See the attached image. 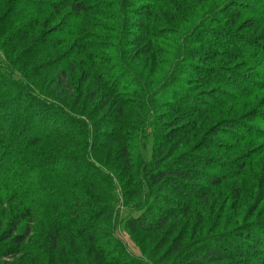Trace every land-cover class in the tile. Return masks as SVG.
Instances as JSON below:
<instances>
[{
	"label": "trees",
	"instance_id": "16d2710c",
	"mask_svg": "<svg viewBox=\"0 0 264 264\" xmlns=\"http://www.w3.org/2000/svg\"><path fill=\"white\" fill-rule=\"evenodd\" d=\"M96 1L98 0L94 2L92 0H8L7 2L8 13L17 5L31 10L30 18L32 23L28 26V29L26 27L23 32H19V35L13 38L17 44L24 43V45H29L34 42L33 36L29 34V30L32 28H37L39 33L41 31L42 37L43 30L40 29L42 21L50 24L51 21L60 18L62 15H64L63 18H67L55 21V24H53L64 28L62 31L57 27V31L55 27L50 30L53 36L56 34L57 38H62L61 41L57 39V43L54 41L55 44L54 42L46 44L44 40L35 36L36 42L34 43L37 46L42 45L41 51L45 52L47 48L54 50L59 44L71 41L70 52L63 60L64 65L60 67L53 65L56 70L57 84L59 86H67V88L71 87L68 74L71 76L76 74L77 65L80 64L83 73V84L88 82L90 90H93L91 101L100 96V110L107 108L114 111L111 126L115 130L109 135H104V143L93 149L89 145L88 140L90 136L89 127L83 120L81 122L76 117H72L68 111L65 112L63 110L62 106H59V108L46 104L40 97H37L40 102L38 100L35 102L40 104V111L44 112V116L42 112L32 111L31 106L33 105L30 103L32 101L30 96L33 94L26 87L24 88L27 91H24V88L11 86L14 87L10 92L12 93L11 98H14L16 102L19 101V106L16 110H18L20 117L17 119L18 122L11 120L15 124L14 131L12 130V133L6 131L10 125L9 115L14 114V109L12 110V105L6 104V100L1 101L0 109H3V113L0 116V133L4 134L5 137L0 139V142H2V144L0 143V207L4 203L2 197L8 195L16 203L19 210L15 212L12 223L8 224L9 229L3 234L2 239L5 242L1 243H10L3 246L2 250L0 248V259L13 258V256L20 255L19 246L23 245L29 238V229L26 228L25 230V227H22L24 233L20 234L18 230L21 228L22 223L29 227L34 222L36 215L39 214L38 212L49 215L50 219L53 218L57 222L62 221L53 223L49 220L47 222L50 229L47 239L53 246L59 243L61 234L64 241L70 238H82L85 243L94 242L95 235L92 230H96L100 225L96 221L98 219L109 221L113 214L117 215L118 213V211H115V207L100 205V202L105 200V198L103 199L94 190L103 189V184H105V189H107L114 181L118 183L121 191H123L125 186L128 189V193H122L125 199L124 206L133 208V212H137V215H130L126 220L128 232L133 235H150L153 237L152 240L160 237L162 244L158 248L161 249L166 245L168 246V257L165 264H248L249 260H256L257 264H264V220L257 222L247 221L238 225L236 229L226 230L207 236L204 239H199L194 243V248L185 260L180 259L181 251L179 246L168 243L176 231L180 218L185 217L191 210L196 209V205L194 206L195 202H200L199 206L204 208L210 203L212 190L223 189V184L227 182H237L235 178L242 176V174H247L249 169L251 170L258 166L260 161L257 158L261 157L260 159L262 160L264 156L261 150L256 153L253 152L254 155L256 154L255 160L243 157L245 154L236 158L233 170L224 163L225 160H220L216 154L215 156H210V154L211 152L219 151L223 154L221 158L233 159L232 157H234L236 152H238L237 154L242 153L239 148L248 144L246 142L262 141L264 139V130H262L264 129V122L262 123L263 126L259 123L262 131L256 130L254 126L250 127L247 125L254 121V117L262 116L257 111L251 110L244 115L242 121L235 123L227 120L219 123L220 121H217L213 113L214 110L221 108L219 102L211 105V109L200 103L197 106L201 111H198L195 108L197 106H193L188 101L189 98L184 95V92L179 91L180 89L178 91L175 90L176 93H173L177 98L171 99V104L177 105V112L186 115L187 120L185 123L177 124L176 127H171L170 130L164 133L161 132L158 138L154 136L158 142L154 143L149 162H143L140 165L134 164L123 142V128L128 127V131L143 132L146 127V118L149 111L152 110L149 96L151 97L152 95L153 97V91L148 90L146 87L141 88L139 83L132 84L130 79H125L121 71L124 68L120 62L126 60V58L122 54H120V57L103 59L89 53L100 50L99 46L89 41L94 36L89 31V27H93V23L89 19L90 16H97L111 21L112 25L104 24L101 29L134 38L133 44L129 38L127 42H125V39H121L119 47L122 44H125L124 46L122 45L123 50L128 47L129 50H133L136 47L132 52H137L138 48L143 45L141 55L146 57L152 51L150 48L154 36L149 26L153 21L156 22L155 14L157 10L165 8L163 13L165 11L169 13V17H173L174 21L175 17L177 18V12L172 10L171 4L177 3L184 10L181 3H184V1L193 3V0H100L102 1V6L105 7L104 10L96 8L98 6ZM247 2L253 3L250 0ZM134 4L139 9L131 13V8L132 10L136 8ZM211 6L207 0H202V5L198 4L197 6L199 8L197 11H205L204 9ZM123 10L130 12L129 14L132 15V18L123 16ZM109 11L111 12L109 13ZM45 15L50 16L46 19L48 20L47 22L42 19ZM196 15L197 13L194 12V17ZM237 17L238 14L236 12H231L227 16H222V20L214 19L219 20V23L231 22L230 25L234 27L237 24L236 22L240 20ZM82 21L84 25L87 24V29L86 27H81ZM212 36L214 40H210L209 38L211 37H204V40L201 41V46L206 44L212 50L208 53H214L216 56L227 55L231 59H235L239 53L223 48L225 46V38H229L237 44H241L243 50L250 48L252 54H258L264 58V49L259 47V44L255 43L254 40L248 39L249 37L243 40L242 37H237L231 33L221 34L220 31ZM210 41H213L212 44ZM218 46L221 47L216 48ZM185 47L187 48H184V63L189 66L186 71L190 78L188 79L189 82H196L199 86H210L213 82L208 80V77L217 74L215 73V67L209 64V62L213 61L212 56H209L212 54L204 52L202 48L199 49L194 46H189L188 48L187 44ZM34 48L32 46L31 52L35 51ZM128 53H131V51ZM110 62L113 65L108 67ZM118 63H120L119 66L117 65ZM255 65H258L257 62ZM254 76H259L264 81V74L262 75L260 70ZM221 77H219L220 80L216 81L217 84L219 83L222 87L229 88L236 94L235 97H229V104L253 98L258 93L264 92V84L260 86L252 84L249 89H243L242 85H238L237 82L230 80L231 84L229 80H225V77ZM2 82L0 80V85H3L4 82ZM128 82L131 84V88H128V85L125 86ZM146 95L149 99H147L148 103H145L146 100L142 99ZM130 96H133V98L139 97V99L130 100L128 99ZM252 103L253 100H248L243 106L247 107V105ZM132 109H135L136 113L132 112ZM171 109L168 108V110ZM229 113L233 115L232 112ZM59 120H64L66 124L74 123L76 129H79L83 124L85 130L83 138H85V143L87 144L86 149H84L86 155L83 154V158L78 159V163L82 164L83 171L76 175L75 172L66 173L63 170L60 171L62 166L70 168L74 161L72 162L71 154L66 152V154L64 152L60 154L54 151L40 158L35 157L34 162L28 165L29 168L21 170L20 163L22 158L29 154V148L31 149L43 141L57 144L67 138L66 136L72 130L68 131L63 125H60ZM36 124H42V127L49 125L50 127H56L57 130L50 134H45L42 131L36 133L34 131ZM216 124L217 126H215ZM159 127L160 130L162 127ZM202 130L205 131L204 133L210 132L208 137L203 138L196 146L193 147L192 145V149L189 148L182 154H176L181 145L186 147L191 144H188L190 142L188 138L191 134L198 135ZM59 131L63 132L60 133ZM229 131L233 133H228ZM219 135H225L226 139L232 142L233 145L228 147L221 145L220 147L223 150H219V145L214 140ZM63 147L66 149L68 145L64 144ZM104 149L111 150L113 154L118 156L120 164L115 165L113 169L117 170L119 181L115 177L116 173L114 174L110 169L106 168L107 153L104 152ZM87 150H90L88 155ZM16 154L17 157L14 158ZM207 171L212 174L207 176L205 174ZM262 171L260 173L256 172L260 179L259 181L264 182V167ZM44 173L49 174L44 176ZM254 182H256V179L251 183L254 184ZM197 183H204L206 185L205 189L198 190V187H196ZM19 193H23L25 196L19 195ZM127 200L131 202L130 205H127ZM67 206H71L70 208L73 211L69 210L67 217H61L59 213L68 212ZM176 207L179 209H176ZM105 224L99 228L101 231L106 230ZM9 249H12L13 252L10 254L4 253ZM104 263L114 264L107 258H104Z\"/></svg>",
	"mask_w": 264,
	"mask_h": 264
},
{
	"label": "rangeland",
	"instance_id": "374dc122",
	"mask_svg": "<svg viewBox=\"0 0 264 264\" xmlns=\"http://www.w3.org/2000/svg\"><path fill=\"white\" fill-rule=\"evenodd\" d=\"M94 1L95 0H92V2ZM247 1L248 0H207L208 4L212 6L204 9L205 11L202 12L197 11L199 9L197 8L198 4L200 6L202 5V0H193L194 4L184 1V3H181L184 10L181 9L179 4L172 3V10L177 12V18L174 15V21L173 17H169V13H166V11L163 13L165 8L163 10H157L155 14L157 18L156 22L153 21L149 26L154 36L150 48L152 51L150 55L146 57L141 55L143 45L138 48L137 52H132L136 48H134V46L133 50H129V47L123 50L122 43L119 47L121 39H125V42H127L129 38L133 44L134 38L132 39L128 35L125 36V34L122 35L121 33L118 34L101 29V26L103 27L104 24L112 25L113 23L111 21L104 20L97 16L89 17L90 21L93 23V27H89V31L94 35L89 41L100 47V50L89 53L103 59L120 57V54H122V56L126 58V60L120 62L124 68L123 70L121 69V71L125 79H130L132 84L139 83L141 88L146 87L148 90L153 91V97L152 95L151 97L149 96L150 100L147 95L145 97L143 96V98L140 96L144 101L146 100L145 103H148L149 100L152 106V110L149 111L146 118V127L143 132L128 131V127L123 128V142L134 164L140 165L143 162H149L155 145L154 143L158 142V135L161 132L164 133L170 130L171 127H176L177 124L185 123L187 120L185 117L186 115L177 112V105L171 104L170 101L173 98H177L173 92L176 93L179 89V91L184 92V95L189 98L188 101L191 102L193 106L203 103L207 106L206 108L211 109V105L219 102L221 108L213 112L217 121H220L219 123L227 120L237 123L238 121H242L244 115L251 110L257 111L262 117H254V121L247 125L250 127L254 126L258 131L264 130L259 125V123L262 125L264 122V92L258 93L256 96H253V98L229 104V97H235L236 94L229 88L222 87L216 82L220 80L219 77L223 76L225 80H229V82L233 80L237 82L238 85H242L243 89H249L252 87V84L260 86L264 84V81L261 80L262 78L260 79L259 76H254V74H256V72L258 73L259 70L262 75L264 74V58L260 57L258 54H252L250 48L243 50L241 44L239 45L229 38H225V46L223 48L228 51L234 50L233 52L239 53L235 59H231V57L227 55L216 56L214 53H208L212 50L209 49L206 44L201 46V41L204 40V37H211L209 39L214 40L212 35L220 31L221 34L231 33L237 37H242L243 40L249 37L248 39L254 40L255 43L259 44V47L264 49V0H250L253 2L252 4ZM7 2L8 0H0V80L4 82H2L3 85H0V103H2V100H6V104L12 105L14 114L9 115L10 125L7 127L6 131L12 133L15 124H13L11 120L18 122L17 119L20 117L18 110H16L19 106V101L16 102L14 98L12 99V93L10 92L15 86L22 89L26 87L27 90L33 94L31 95L32 97L30 96V100L34 101H30L33 105L31 106L32 111L42 112L44 116V112L42 110L40 111V104L35 102L38 100L37 97L43 99L46 104L48 103L57 107L62 106L65 112L68 111L72 117H76L80 121L83 120V122L87 124L90 130V136L88 138L89 145L92 146L93 149L103 144V136L109 135L115 130V128L111 126L114 111L107 108L100 110V96L91 101L93 90H90V84L88 82L83 84L81 65H77L76 74L72 76L68 74L71 87L59 86L56 81V70L53 65L56 67L64 65L63 60L70 52L71 41L59 44L54 50L47 48L45 52L41 51L42 45L37 46L35 45L36 43H34L36 42V37L44 40L46 44H52L50 42L54 41L57 43V39L61 41L62 38H57L56 34L53 36L50 30L55 27L56 31L57 28L62 31L64 28L53 24H55V21L65 20L67 18H63L64 15H62L60 18L51 21L50 24L42 21L40 25V29L43 30L42 37V34H40L41 31L39 33L37 32V28L31 27L32 29L29 30V34L35 39H33L34 42L29 45H24V43L17 44L13 38L17 37L19 32H23L26 27L28 29V26L32 23L30 18L31 10L21 8V6L17 5L8 13L9 8H7ZM96 2H98L96 8L100 10L105 9V7L102 6V1L98 0ZM134 5L136 8H133V10L131 8V13L139 9L136 4ZM110 12L111 11H109V13ZM130 12L123 10V16L125 15L132 18V15L129 14ZM194 12L197 13L195 17ZM231 12H236L238 14L237 18L240 19L236 22L237 24H235L234 27L230 25L231 22H218L219 20L217 19L222 20V16H227ZM49 17V15H45L42 19L47 22L48 20L46 19ZM83 23L82 21L81 27L85 28L87 24L84 25ZM215 30L217 31L213 32ZM212 42L213 41H210L211 44ZM186 44L188 48L189 46H194L199 49L202 48L203 51L208 54H212L209 56H212L211 58H213V61L209 62V64L215 67V73L218 75L215 74V76H213V74L208 77V80L213 82L210 86H199L196 82H189L188 79L190 78L186 73L187 67L189 66L184 63V48H187L185 47ZM32 46L35 47L34 52H31ZM215 46L217 45L215 44ZM220 47L218 46L216 48ZM129 51H131V53H128ZM256 62L258 64L257 66L255 65ZM110 63L108 67L113 65V63ZM120 63L117 65L119 66ZM230 83L232 84V82ZM129 84L128 82L125 86L128 85V88H131V84L130 86ZM23 90L25 91L26 89L24 88ZM67 95H69V97H67ZM128 99L137 100L139 97L133 98V96H130ZM248 100H253V103L247 105V107L243 106ZM168 108L172 109L168 110ZM195 108L201 111V109H198V106ZM132 112L136 113V110L132 109ZM137 112H139V110H137ZM229 112H232L233 115ZM2 113L3 109L1 108L0 116ZM59 121V124L63 125L68 131L72 130L69 132L68 136H66L67 138L63 142H58L57 144L43 141L36 144L33 148H29V154H26L20 163L21 170L29 168L28 165L34 162L35 157L40 158L54 151L60 154L62 152L69 153L72 156V162L74 161L70 168L62 166L60 171L63 170L66 173L75 172V175L83 171L82 164L78 163V159L81 157L83 158V154L86 155L84 149H86L87 144L85 143V138H83V133H85L83 124L79 129H76L74 123L66 124L64 120ZM219 123L217 124L219 125ZM217 124L215 126H217ZM41 125L42 124H36L34 128L36 133L42 131L45 132V134H50L57 130L56 127H50L49 125L42 127ZM159 126L162 127L160 130ZM49 127L50 129H48ZM204 132L205 131L202 130L198 135L191 134L188 138L190 141L188 144H191L186 147L181 145L176 151V154H182V152L187 151L189 148L192 149V145L194 147L203 138L208 137L210 132ZM228 133L233 132L229 131ZM3 137H5L4 134L0 133V139H3ZM214 140H216L219 145V150H223L220 147L221 145L225 147L233 145L232 142L226 139L225 135H219L218 138ZM0 143L2 144V142ZM246 143L248 144L239 148V150H242V153L237 154L238 152H236L234 157H232L233 159L221 158L223 154L219 151L211 152L210 156H215L216 154L217 158L223 161L225 160L224 163L229 165L233 170L234 161L236 158L243 156V154H245L243 157L255 160L256 154L254 155L253 152L256 153L261 150L264 153V139L262 141L254 140ZM64 144L68 145V148L65 149L63 147ZM104 152L107 153L106 168L110 169L114 174L116 173L115 177L119 181L117 170L113 169L115 165L120 164L117 154H113L112 151L108 149H104ZM88 154H90V150H87V155ZM16 157L17 154L14 158ZM260 158H257L260 162L256 168L249 169L247 174H242V176L235 178L237 182H227L223 184V189L212 190L213 192L210 193L211 198L209 205L202 208L199 206L200 202H192L194 206L196 205V209L191 210L192 213L190 212L185 217L180 218L176 231L168 242L169 244L172 243V245L177 244L179 246L181 260L188 258V254H190V251L194 248V243L199 239H204L207 236L221 233L226 230L236 229L238 225L244 224L247 221L257 222L264 220V182L259 181L260 179L256 172H263L264 156L262 160ZM48 174L44 173L43 175L47 176ZM205 174L210 176L212 173L207 171ZM255 179L256 182L252 184L251 182L255 181ZM124 182H126V180H124ZM103 186V189L94 190L98 195H101L103 199L105 198V200L100 202V205L115 207V211H118V213L117 215L113 214L109 221L101 219L96 221L97 224H100L99 228L106 223V230L101 231L99 228L92 230L95 235L94 242L88 244L83 242L82 238H70L64 241L63 235L61 234L60 237L63 240L60 238L59 243L53 246L47 239V234L50 231L47 222L49 220L53 223L62 221L60 220L57 222L53 218L50 219L49 215L38 212L39 214L36 215L34 222L29 227H26V224L22 223L20 226L21 228L18 230L20 234L24 233L22 227H25V230L26 228L29 229V238L23 245L19 246L20 255L13 256V258H1L0 264H107L104 263V258H107L114 264H165L168 257V246L166 245L161 249L158 248L162 244L160 237L152 240L153 237L150 235H133L130 234L126 228L127 218L130 215H137V212H133V208L124 206L125 199L122 193H128L127 187L125 186L123 191H121L118 183L114 181L107 189H105V184H103ZM196 187H198V190H204L206 185L204 183H197ZM19 195L25 196L23 193H19ZM125 197L128 199L127 196ZM2 198L4 203H2L3 205L0 207L1 250L3 246L10 243H1L5 242L2 239L3 234L9 229L8 224L12 223L13 215L19 210L16 203H14L8 195H4ZM127 202V205L131 204L129 200H127ZM71 206H67L68 212L64 211V213H59L60 216L67 217L70 212L69 210L73 211L74 209L73 206V209L70 208ZM176 209L179 208L176 207ZM11 252H13V250L9 249L4 253L10 254ZM248 264H257V262L256 260H249Z\"/></svg>",
	"mask_w": 264,
	"mask_h": 264
}]
</instances>
